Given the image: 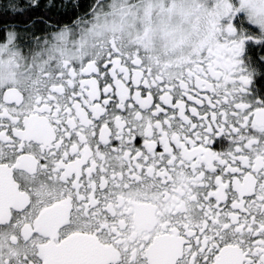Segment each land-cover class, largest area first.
I'll use <instances>...</instances> for the list:
<instances>
[{
	"label": "snow or ice",
	"instance_id": "obj_1",
	"mask_svg": "<svg viewBox=\"0 0 264 264\" xmlns=\"http://www.w3.org/2000/svg\"><path fill=\"white\" fill-rule=\"evenodd\" d=\"M0 264H264V0H0Z\"/></svg>",
	"mask_w": 264,
	"mask_h": 264
}]
</instances>
